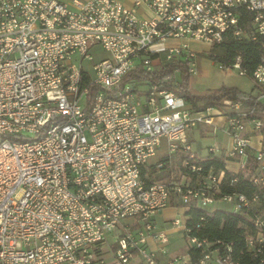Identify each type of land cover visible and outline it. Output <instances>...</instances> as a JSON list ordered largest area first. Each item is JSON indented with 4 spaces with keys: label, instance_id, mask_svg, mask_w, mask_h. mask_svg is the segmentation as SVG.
Segmentation results:
<instances>
[{
    "label": "built area",
    "instance_id": "2783aa9c",
    "mask_svg": "<svg viewBox=\"0 0 264 264\" xmlns=\"http://www.w3.org/2000/svg\"><path fill=\"white\" fill-rule=\"evenodd\" d=\"M128 1L0 0V264H204L210 242L187 235L185 212L171 226L202 256L157 259L169 233L155 214L190 203L251 211L247 244H264L257 196L221 190L226 171L264 186V0ZM228 34L260 49L249 100L194 109L179 94V66L163 81L124 80L171 62L196 75L190 42L217 46ZM241 59L218 67L246 74ZM200 123L228 145L199 157L188 132ZM213 157L223 167H206ZM216 264L237 263L226 254Z\"/></svg>",
    "mask_w": 264,
    "mask_h": 264
},
{
    "label": "trees",
    "instance_id": "16d2710c",
    "mask_svg": "<svg viewBox=\"0 0 264 264\" xmlns=\"http://www.w3.org/2000/svg\"><path fill=\"white\" fill-rule=\"evenodd\" d=\"M220 45L225 48V53L222 55L211 54V56L217 61L229 62L236 54L240 53L242 55L241 65L245 68L246 74L250 76L259 59L258 45L252 41L236 39L231 34H228ZM177 66L180 67L179 94L194 109L217 105L223 98L235 100L245 97V100H249L255 91V86L252 83L249 90H242L237 86L222 85L204 92H195L190 85L193 75L185 70V64L181 62H171L152 71L136 67L124 76V80L163 81L172 75ZM167 85L171 84L167 83ZM94 89V86H89V94ZM262 134H264V127H262ZM204 164L206 167L212 165L216 169L223 167V161L216 157L205 160ZM150 167L148 174L152 177L155 169L151 165ZM221 190L223 193H244L248 197L256 195V207L264 210V186L253 184L239 173L231 174L226 171ZM251 214V211L245 209L233 211L221 207L203 208L190 203L189 208L185 211V226L189 229L187 235L205 238L210 242V249L216 251V255L228 254L234 263L264 264V244L256 242L253 247H249L247 244V238L254 236L256 232V228L251 223ZM188 252L193 261L198 260L203 254L199 249L192 247L188 248Z\"/></svg>",
    "mask_w": 264,
    "mask_h": 264
},
{
    "label": "rangeland",
    "instance_id": "374dc122",
    "mask_svg": "<svg viewBox=\"0 0 264 264\" xmlns=\"http://www.w3.org/2000/svg\"><path fill=\"white\" fill-rule=\"evenodd\" d=\"M191 44L194 49L200 51L197 56L198 62V73L191 77L190 85L191 88L195 92H204L207 89L218 88L222 85L225 86H237L242 90H249L252 85V79L247 74H240L237 69L227 68L222 69L218 67V61L215 60L211 54H224L225 48L222 45L217 46H208L203 43H199L196 41H191ZM105 54V53H104ZM212 133V132H211ZM217 134V132H216ZM213 134H210L206 137H202L199 132H194L193 134V146L198 148L202 152V145L205 146L208 143H213L218 140ZM219 137V134H218ZM216 144V143H213ZM219 144V143H217ZM162 156V151L157 154L156 157L152 158L150 163L155 162ZM166 171L154 172L153 178H164ZM221 207V208H229V204L227 202H218L210 205L208 208L212 207ZM185 243L186 237L184 235ZM113 241V237L109 239ZM187 245V244H186ZM216 253V251H215Z\"/></svg>",
    "mask_w": 264,
    "mask_h": 264
},
{
    "label": "crops",
    "instance_id": "0c3cea01",
    "mask_svg": "<svg viewBox=\"0 0 264 264\" xmlns=\"http://www.w3.org/2000/svg\"><path fill=\"white\" fill-rule=\"evenodd\" d=\"M126 2L129 3L128 0H126ZM196 51L198 53L200 52L198 50ZM262 103H264V101H262ZM194 132H199L202 137H206L210 134H213L216 137V139L218 138V140L214 141L213 143H216V144L219 143V145H222V146L228 145V142H229L228 137L221 130L218 129L213 132L210 126L200 123L196 127H194L191 131L188 132V140L190 141L192 149L201 158L202 157L204 158L207 156V153H208L207 147L213 143H208L205 146L202 145V152H201L198 148H195L192 144ZM218 134H219V137H218ZM259 138L260 137H254L253 139L254 147L258 145ZM261 138H264V134H262ZM227 203L230 205L229 208L227 209H232V203L230 202H227ZM214 208H216V206ZM185 211L186 209L184 207L175 205V206H168L155 214L154 218H155L156 226L159 228H166L169 233V242L166 247L167 251L164 253L157 252V259L159 262H164L167 259H172L174 257H178L182 255H187L190 258V260L193 261L191 258V255L188 252V245H186L187 242L185 243L184 231L182 230V227L171 226V223H170L172 218L182 215ZM128 221L130 222V220ZM113 241L108 240V244H104L103 246V251H102L103 257L108 262L112 258L111 251L115 245ZM146 243L148 247H152V248L155 247V244L151 237L146 238ZM216 258H217V255L215 251L211 250L209 252V257L205 260L204 264H216ZM135 261L136 259H133L130 262V264H135Z\"/></svg>",
    "mask_w": 264,
    "mask_h": 264
}]
</instances>
